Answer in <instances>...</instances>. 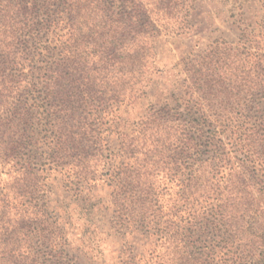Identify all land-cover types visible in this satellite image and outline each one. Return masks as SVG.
Here are the masks:
<instances>
[{"label":"trees","instance_id":"16d2710c","mask_svg":"<svg viewBox=\"0 0 264 264\" xmlns=\"http://www.w3.org/2000/svg\"><path fill=\"white\" fill-rule=\"evenodd\" d=\"M172 1L160 0L168 15ZM154 13L140 0H0V264H70L47 181L61 174L80 196L101 166L119 233L171 244L175 264H264V15L259 32L191 57L187 133L151 110L113 153L116 52L135 43L144 53L128 60L146 64L164 30L189 27ZM83 40L100 52L96 77ZM122 260L153 264L134 246Z\"/></svg>","mask_w":264,"mask_h":264},{"label":"rangeland","instance_id":"374dc122","mask_svg":"<svg viewBox=\"0 0 264 264\" xmlns=\"http://www.w3.org/2000/svg\"><path fill=\"white\" fill-rule=\"evenodd\" d=\"M140 1L145 7L154 9V15L161 13L160 17H155L160 23L189 27L183 33L162 29L163 33L156 38V52L146 64L133 58L128 60V54L144 53L134 52L135 43L130 44L132 52H116L121 63L116 64V69L109 70L113 74L104 84H110L106 88L109 96H118L116 102H109L107 114L110 115L106 118V128L110 126L113 131L111 140L116 148L111 149L113 153L120 147V132L136 128L151 110L177 122L170 123L172 134L187 133V70L191 67V57L198 52H208L207 47L216 41H237L244 32H259L264 15L263 0H173L171 7L174 9L170 15L165 13L168 10L160 0ZM94 39L90 37L89 41L94 42ZM47 40L44 37L39 45H47ZM84 44L85 40L79 44L77 56L85 75L90 70L91 76L96 77L102 65L98 60L100 52L97 45L86 49ZM217 51L224 52L222 49ZM127 76L128 85L124 82ZM102 168L97 167L96 185L90 188L85 182L84 193L80 196L75 195L77 191L75 187L71 188L70 179L61 174L53 175L47 181L52 209L55 208L67 222L65 249L70 264H124L122 259L131 246L145 253L146 260L153 264H175L176 250L171 244L160 240L145 246L143 235L122 234L113 227L112 188L109 180L105 181ZM169 193L166 192V199L170 197ZM151 250H154L153 254Z\"/></svg>","mask_w":264,"mask_h":264}]
</instances>
